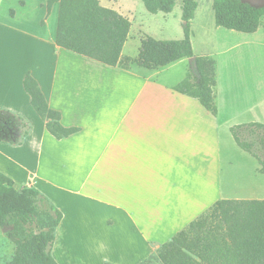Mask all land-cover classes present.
I'll return each mask as SVG.
<instances>
[{
    "label": "crops",
    "instance_id": "obj_1",
    "mask_svg": "<svg viewBox=\"0 0 264 264\" xmlns=\"http://www.w3.org/2000/svg\"><path fill=\"white\" fill-rule=\"evenodd\" d=\"M47 1L0 0V110L24 124L17 144L0 142V172L61 212L51 247L58 264H138L216 200L264 199L259 162L229 131L264 124V15L250 33L215 22L195 30L190 20L194 56L214 60L212 114L173 88L190 58L122 68L59 47V3ZM145 35L131 23L121 57H134ZM26 73L76 132L47 131L22 87ZM232 170L243 172L229 192Z\"/></svg>",
    "mask_w": 264,
    "mask_h": 264
},
{
    "label": "trees",
    "instance_id": "obj_2",
    "mask_svg": "<svg viewBox=\"0 0 264 264\" xmlns=\"http://www.w3.org/2000/svg\"><path fill=\"white\" fill-rule=\"evenodd\" d=\"M58 1L55 34L57 46L104 64L128 68L131 63L152 69L187 57L191 62L185 77L174 90L197 98L202 106L215 114L213 87L214 60L194 56L190 20L197 0H181L180 39H156L145 35L134 57H121V50L130 29V20L100 4L99 0H48L47 9ZM152 14H168L176 0H141ZM217 26L240 32H254L264 15V7L242 0H212ZM22 87L30 97L36 114L45 121L47 131L60 139L78 130L60 124L58 111L48 107L37 81L26 73ZM24 124L9 110H0V142L17 144ZM229 131L236 145L252 155L264 173V124L249 122L232 125ZM61 212L46 206L43 196L32 186L16 188L13 181L0 172V226L14 243L13 254L2 264H58L51 255L54 228ZM25 225L36 230L25 232ZM264 264V199H219L206 211L161 244L155 255L138 264ZM104 264H113L105 262Z\"/></svg>",
    "mask_w": 264,
    "mask_h": 264
},
{
    "label": "rangeland",
    "instance_id": "obj_3",
    "mask_svg": "<svg viewBox=\"0 0 264 264\" xmlns=\"http://www.w3.org/2000/svg\"><path fill=\"white\" fill-rule=\"evenodd\" d=\"M99 1L101 5L118 9L123 15L128 16L132 23V32L140 33L141 35L146 33L156 39H180L183 36L181 24V0H176L174 8L168 14L161 12L156 14L149 13L145 9L141 0ZM192 21L195 30H198L201 25L212 24L214 22L212 0H197V8L194 12ZM194 45L196 50H198L197 38L194 40ZM259 153L261 157L264 158V150L259 151ZM242 172L243 171L240 170L226 171V187L229 192H234L236 185L241 182ZM245 174L246 171H244V177ZM245 187V184H242L237 189H245ZM46 206L48 205L46 204ZM10 226L12 227V225L7 226L6 228L0 226V264L10 260L13 254L14 243L7 237V231L11 229ZM24 228L26 233L36 230L34 225H25ZM149 261L151 264H159L158 261L153 258H150ZM122 264H129V262H122Z\"/></svg>",
    "mask_w": 264,
    "mask_h": 264
},
{
    "label": "water",
    "instance_id": "obj_4",
    "mask_svg": "<svg viewBox=\"0 0 264 264\" xmlns=\"http://www.w3.org/2000/svg\"><path fill=\"white\" fill-rule=\"evenodd\" d=\"M242 1L248 2L260 8L264 7V0H242Z\"/></svg>",
    "mask_w": 264,
    "mask_h": 264
}]
</instances>
